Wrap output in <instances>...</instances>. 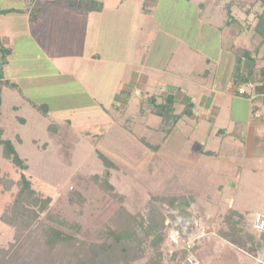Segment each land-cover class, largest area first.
Listing matches in <instances>:
<instances>
[{"label": "rangeland", "instance_id": "rangeland-1", "mask_svg": "<svg viewBox=\"0 0 264 264\" xmlns=\"http://www.w3.org/2000/svg\"><path fill=\"white\" fill-rule=\"evenodd\" d=\"M35 1L0 0V10H29ZM38 1L43 3L46 0ZM203 1L150 0L146 3L149 7L154 6L150 15L151 28H159V31L152 32L153 35L158 34L157 38L148 45L151 55L153 52L155 54L152 63L164 64L159 59L160 47L163 48V43L165 45L170 37L172 42L165 51L170 52L177 70L182 72L181 79L176 81L182 91L188 88L190 92L189 81L196 82L201 78V72L210 68L206 65L204 58H200L198 53L195 55L194 51L201 52V45L204 43L205 52H209L213 59H216L218 55L217 49L214 48L215 44L212 43L216 42L218 30H210L211 20L209 21L206 16L211 8L207 6L208 9L203 12V17L201 16L205 23L203 25H196L197 18L191 17V8L195 6L197 8V5ZM216 16L215 19L213 18L214 25L223 17L225 18V14L219 10L216 11ZM235 16L245 18L240 11ZM252 19L253 16H250L249 20ZM211 33L213 35L209 38ZM207 34L209 39L206 40ZM143 36L147 37L146 31ZM195 36H199L198 45L192 46L193 54H190L192 50L190 49L191 52L186 50L185 47L188 44L185 40L188 41L189 37ZM13 44L15 57H19L24 65L34 70L30 73L31 75H36L37 69L40 73L46 72V74L52 71L45 61V56L36 54L39 53V45L31 44L28 38L20 35L16 37ZM184 56H186L185 60ZM165 58L169 57L166 55ZM187 61H190L189 64L183 63ZM67 88L64 90L57 86H54V90L49 88V91L54 94L51 112L46 113L43 109L30 110L27 107L28 110L17 113L20 118L25 119L23 124L16 119L15 114L8 111L0 125L4 129L5 137L3 138L14 144L27 167L21 170L5 160L0 147V178L2 179L0 184V264L3 262L5 264H35V260H41L38 261L40 264L44 259L43 256L37 259L35 244L24 241L22 237L34 235L39 221L30 224L21 221L20 216L13 211L15 196L19 191L17 182L22 174L30 181L36 193L50 198L47 214L59 216L72 226L69 229L64 228V231L77 240L75 254L81 258L83 264H182V255L170 254L171 248L161 241L167 229V226L166 229L163 228L164 223L162 226L161 221L163 219L166 222L168 218L176 223V217L188 213L187 211L193 213L192 215L198 214L206 221V223L202 220L203 223L198 222L207 228L208 235L199 240L192 251L198 264H264V246L262 245L264 239L253 229L254 219L258 215L255 213L262 209L259 204V196L262 192L259 190L256 193L243 192V188L238 193V197H242L241 204L248 206L250 213L255 214L253 217L247 215L244 222L238 226L229 223V218L232 216L226 210L224 212L213 210L214 214L206 218L207 209L203 207L201 201L205 193L198 191L194 195L195 192H187L189 186L186 183L189 178L193 179L192 174L195 173L197 180L205 176L203 170L199 171L200 168L193 171L189 164L175 162L181 157H186L185 159L195 157L192 147L183 138L185 133L189 134L193 131L192 128L186 127L181 122L176 127L175 133L169 136L168 141L166 140L167 145L164 144V146L161 144L169 131L167 126L162 124L159 117L150 115L149 112L147 114L144 110L147 109V105L139 104L138 98L126 100L122 96H117L116 103L109 102L99 106V110H94L93 108L96 107L89 104L85 106L86 108H82L78 103L73 106L74 104L71 103L73 100L77 102L81 99L85 100L81 96H75L78 94L76 90ZM111 98L115 99L111 95L107 97V100L110 101ZM147 101L152 113L150 99ZM153 101L159 103L163 101V98L158 97ZM68 105L73 107L68 108ZM6 107H9V102ZM181 112L180 106L177 107L175 114ZM205 124L202 123L199 128H196L205 132ZM192 135H196L194 131ZM16 136L21 137V144L15 141ZM145 143L150 148L156 149L159 145L164 146V150L152 151L145 147ZM168 152L175 155V161L168 159L166 156ZM100 155L106 157L114 167L106 169ZM107 173L109 174L108 184L113 187L112 192L105 190L104 180L101 182L102 179L97 181L95 178H105ZM181 181L184 183L182 184ZM194 196L195 199H190ZM172 199L175 203L171 205ZM191 202H195L196 205L192 206ZM123 211L132 215L131 223L127 226L131 229V236L128 241L121 242L118 247V245L114 246L113 239L109 235L110 232L121 231V228L117 229L115 221L119 222V219H123L121 218L124 217L121 214ZM47 214H41L39 220L47 222ZM179 218L186 219L181 216ZM14 222L16 226L13 224L11 226L10 223ZM230 228L232 232L240 230L241 233L231 235ZM233 236L236 240L239 238L240 245L230 242L229 239ZM19 245L21 247L17 255H14L12 249ZM59 251L63 250L59 249ZM68 253L69 257H72L69 251ZM51 260V264L72 262L60 253H52Z\"/></svg>", "mask_w": 264, "mask_h": 264}, {"label": "crops", "instance_id": "crops-1", "mask_svg": "<svg viewBox=\"0 0 264 264\" xmlns=\"http://www.w3.org/2000/svg\"><path fill=\"white\" fill-rule=\"evenodd\" d=\"M149 1L102 0L103 9L89 13L56 4L46 8L36 21L30 20L28 10L0 16V48L8 51L2 65L0 53V125L8 111L23 124L25 119L17 113L28 110L27 107L51 112L54 94L49 88L54 90V86L76 90L78 94L75 96L83 97L85 101L73 100V106L78 103L84 108L89 104L96 107L94 110H99V106L116 103L117 96L126 100L136 97L139 104L147 105L146 113L153 116L148 99L151 102L158 97L172 95L177 101L176 113L177 107L183 108L181 98L188 97L191 109L184 119L178 120L161 144L167 143L181 122L196 134L192 135L193 131L185 133V136L182 134L195 157H181L175 161L174 154H166L172 162H185L193 171L200 168L199 171L205 172L199 180L195 173L192 174L193 179L189 178L186 183L189 186L187 192H195L194 195L198 191L205 193L201 201L207 209L206 218L214 214L213 210H226L236 226L244 222L247 215L259 214L264 218V44L260 45L259 38L253 34L254 11L246 15L244 11L234 9L233 22L227 23L225 16L214 25L216 11L222 10L220 6L209 5L211 11L206 16L211 20L210 30H218L216 42H212L218 55L213 59L209 52H205L204 43L201 52L194 51L210 68L202 70L201 78L196 82L189 81V92L188 88L182 91L177 86L176 81L181 79L182 72L177 70L170 52L165 51L172 42L170 37L165 45L163 43V48L160 47L159 59L164 64L152 63L155 54L151 55L148 45L157 38L158 34L153 35L152 32L159 31V28H151L150 15L154 6L149 7L146 4ZM195 9L196 6L191 8V17L194 18ZM239 11L245 18L235 16ZM250 16H253V23ZM195 22L196 25L205 24L202 18ZM145 31L147 37L143 36ZM18 35L28 38L31 44L39 45V53L36 54L45 56L52 71L46 74L37 69L36 75L30 74L34 70L15 57L13 42ZM198 37L185 40L188 44L186 50H192L190 54H193L192 46L198 45ZM209 38L207 34L206 40ZM235 47L241 49L234 50ZM246 50L250 52L248 57L238 59L237 56ZM183 58L185 60L186 56ZM239 90L244 93H239ZM111 95L115 99L107 100ZM126 100L124 102L128 106ZM73 106L68 105V108ZM202 123H206L205 132L197 129ZM1 129L2 137H5L4 129ZM20 140V136L15 137V141L21 144ZM161 145L157 149L145 147L159 152L164 150L165 145ZM243 188V192H262L259 196L260 212L251 214L249 207L241 204L242 197H238V193ZM188 196L191 197L190 194ZM194 205L195 202L192 203ZM187 212L189 214L176 215L206 223L198 214ZM257 235L264 239V234Z\"/></svg>", "mask_w": 264, "mask_h": 264}, {"label": "trees", "instance_id": "trees-1", "mask_svg": "<svg viewBox=\"0 0 264 264\" xmlns=\"http://www.w3.org/2000/svg\"><path fill=\"white\" fill-rule=\"evenodd\" d=\"M62 1V2H61ZM215 6H220V9L223 11L227 18V23L233 22L234 16L232 15V12L234 9H238L240 11H244L246 15H249L250 13H253L254 11V18H255V25L253 27V34L254 36L258 37L260 40V45L264 44V0H204L200 4H198L197 9H195L196 12V18L198 20H201V16L207 6L210 4ZM61 5L64 4L69 9L76 10L81 13H89V12H100L103 9V2L102 0H46L43 3H40V1L36 0L33 3V6L27 11L28 16L31 21H36L40 15L44 12L46 8L52 5ZM257 9L258 11H255ZM14 12H20V10L17 9H2L0 10V16L14 13ZM240 47H235L234 50H239ZM258 49V47H257ZM1 53V65L5 63V58L8 55V51L4 48H0ZM250 54L249 51L242 52L241 55H238L237 58L241 59L242 57H248ZM1 72V71H0ZM177 101L174 99L172 95L167 96L163 98V101L156 103L155 101H151L152 104V114L159 117L163 122L164 126H167V129L171 131L175 124L178 122V120L181 118V116H184L188 114L189 110L192 107V104L190 103V99L188 97H184L181 101V104L183 105L182 112L180 114H175V104ZM168 131V132H169ZM167 132V133H168ZM3 130L0 127V147L2 148V156L5 160L10 161L14 166L20 168L21 170H25L26 164L23 161V159L20 158L19 154L17 153L14 145L10 140L4 139L3 137ZM147 147H150L148 144H144ZM155 148V147H153ZM100 159L102 160V163L106 169L113 168L114 165L103 155H100ZM105 178L95 177L97 181L101 182L103 181L106 187V191L112 192L113 187L108 184L107 177H109V174H106ZM2 183V179L0 178V184ZM17 185L19 187V191L17 192L13 204V211L17 216H20L21 221L34 223L37 222L38 229L34 235L29 234L22 236L24 241L28 243L35 244L36 250H37V259L39 256H43L44 259L42 263L40 264H51L52 263V253H60L64 258L68 257L70 261H72L70 264H83L81 262V258L77 257L75 254V247L77 240L75 237L71 234H69L67 231H64V228L69 229L72 226L63 221L59 216H54L47 214L49 205H50V198L49 197H43L42 195L36 193L32 187L30 181L22 174L20 176L19 181L17 182ZM172 199L170 201L171 205L173 202ZM46 213V220L47 222H41L39 220L40 215ZM124 217H121L123 219H119V222H116L117 229L121 231H117L116 233L110 232L109 237L113 239L114 246L119 247V244L121 242L128 241L131 236V229L128 228L129 224L131 223L132 215H129L127 212L123 211L121 213ZM233 218V217H232ZM232 218H229V223L235 224L232 222ZM168 219V218H167ZM166 219V220H167ZM162 226L164 223V229H166L165 222L162 219L161 221ZM16 226V223H10L12 226ZM236 225V224H235ZM124 227V228H123ZM123 228V229H122ZM231 230V235L234 234L238 235L241 233L239 230ZM162 233V232H161ZM160 233V234H161ZM227 236V235H223ZM232 237V239H229L231 243L233 244H241V241L239 238L236 240L235 237ZM162 237V236H161ZM109 238V239H110ZM226 240L227 237H224ZM161 241L165 242L164 239V233L163 237L161 238ZM21 247V245L15 247L12 249L13 254L17 255L18 249ZM63 250V251H59ZM125 250V249H124ZM72 254V257H69ZM126 251V250H125ZM39 262L41 260H38ZM37 260H35V264H39ZM1 264H5L4 262Z\"/></svg>", "mask_w": 264, "mask_h": 264}, {"label": "built area", "instance_id": "built-area-1", "mask_svg": "<svg viewBox=\"0 0 264 264\" xmlns=\"http://www.w3.org/2000/svg\"><path fill=\"white\" fill-rule=\"evenodd\" d=\"M239 93H244L239 90ZM174 215V213L172 212ZM178 221L166 220L167 229L164 233V239L167 246L171 248L170 254L182 255V264H198L196 257L192 251L199 240L208 235L207 228L200 225L194 218L182 219ZM253 229L256 233L264 234V219L261 215H256L253 223Z\"/></svg>", "mask_w": 264, "mask_h": 264}, {"label": "water", "instance_id": "water-1", "mask_svg": "<svg viewBox=\"0 0 264 264\" xmlns=\"http://www.w3.org/2000/svg\"><path fill=\"white\" fill-rule=\"evenodd\" d=\"M178 221L177 217H176V222Z\"/></svg>", "mask_w": 264, "mask_h": 264}]
</instances>
